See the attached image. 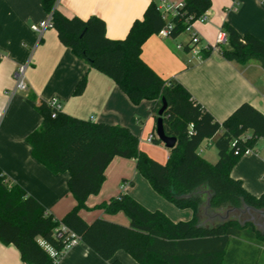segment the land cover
I'll use <instances>...</instances> for the list:
<instances>
[{
	"label": "trees",
	"instance_id": "trees-1",
	"mask_svg": "<svg viewBox=\"0 0 264 264\" xmlns=\"http://www.w3.org/2000/svg\"><path fill=\"white\" fill-rule=\"evenodd\" d=\"M51 15V27L62 45L79 59L111 80L138 104L153 101L152 115L157 119L161 99L166 102L162 128L167 137L176 138L164 164L139 149V142L127 128L93 123L69 117L61 112L52 118L53 109L40 102L34 110L41 116L38 129L25 142L32 158L52 174L67 173L68 189L76 205L61 220L17 184H10L0 171V242L13 245L23 264H54L62 254L50 257L45 246L61 253L70 237L91 249L109 264H123L114 256L123 251L139 264H263V230L249 220H219L201 224L200 211H224L264 208V195L248 193L240 180L230 176L239 158L264 141V115L248 103H242L222 122H217L189 92L174 80L164 81L141 60L142 44L171 24L167 37L175 38L210 6V0H184L177 13L165 20L150 1L141 20H135L124 39L110 40L105 23L97 17L66 18L56 9L57 0H40ZM264 5V0H261ZM227 47L218 53L227 62H256L264 70V43L251 34H240L222 24ZM184 49L190 50L189 44ZM212 51L207 46L203 57ZM85 78L77 83L80 94ZM218 135L212 145L217 160L209 163L197 154L204 140ZM155 144H161L151 138ZM114 157L132 159L135 170L151 189L177 209H189L192 218L172 222L162 212L148 211L126 193L97 206L106 214L124 212L128 227L104 219L86 223L79 216L85 201L97 193L104 171ZM129 185H133L129 181ZM207 196L205 202L204 197Z\"/></svg>",
	"mask_w": 264,
	"mask_h": 264
},
{
	"label": "crops",
	"instance_id": "crops-1",
	"mask_svg": "<svg viewBox=\"0 0 264 264\" xmlns=\"http://www.w3.org/2000/svg\"><path fill=\"white\" fill-rule=\"evenodd\" d=\"M150 1L158 0H57L56 9L66 18L97 17L105 23V35L121 40L131 24L141 20ZM181 4L184 0H168ZM204 20L190 25L199 42L194 56L184 49L189 34L175 38L160 33L150 36L141 47V60L164 81L174 80L184 87L217 122L226 119L236 107L248 103L264 115V70L256 62H227L218 49L203 57L207 46L216 43L222 24L240 34H251L264 43V5L261 0H210ZM47 13L40 0H0V171L10 184H17L37 200L55 219L61 220L76 201L68 189V174H52L31 156L25 138L39 128L41 116L34 110L40 102L56 99L61 113L69 117L117 125L127 128L139 142V149L158 163L164 164L168 150L163 144L148 141L156 138L153 101L132 103L113 80L90 68L69 48L60 43L56 31L47 28L41 35L30 26L45 20ZM228 45L224 46L227 47ZM26 64V90H15L14 72ZM85 78L83 91L75 95L79 80ZM218 135L204 140L197 154L209 163L217 160L212 145ZM256 153L242 155L230 171L243 188L255 197L264 195V141ZM129 181L133 185H129ZM126 193L148 211L158 210L172 222L192 218L189 209H177L158 196L135 170V161L114 157L104 171L100 190L88 196L85 208L79 211L86 223L95 219L128 227L124 212L106 214L97 206ZM205 202L207 196L204 197ZM222 213L200 211L201 218L215 219ZM262 249L264 250V244ZM115 259L123 264H139L123 251ZM0 264H23L13 245L0 242ZM56 264H109L78 240L62 254Z\"/></svg>",
	"mask_w": 264,
	"mask_h": 264
},
{
	"label": "built area",
	"instance_id": "built-area-1",
	"mask_svg": "<svg viewBox=\"0 0 264 264\" xmlns=\"http://www.w3.org/2000/svg\"><path fill=\"white\" fill-rule=\"evenodd\" d=\"M182 7V3L181 4H174L169 2L168 0H158L157 1V9L159 10V12L162 14L163 18L165 20H168V18L170 16H173L177 13V10L180 9ZM200 20H204V16L200 17ZM47 28H52L51 27V15L47 14V17L45 18V20H42L36 24H32L30 26V29L32 32L37 33L39 35H41L43 33V31ZM171 29V24L168 23L166 28L162 29L159 33L162 36H167L168 30ZM185 32H187L189 34V46L191 47L190 51L194 56H198L200 54V51L196 49V46L199 42L197 36L191 32L190 30V25L185 29ZM227 45L226 42V36L225 33L220 30L217 33L216 36V43L215 46L212 49H218L220 47H224ZM25 70H26V64H20L17 66L13 76H14V80H15V90H19V91H25L26 90V84H25ZM49 106H51V108L53 109V112L51 114V117L54 118L56 113L61 112V108H60V104L56 99H51L48 103ZM148 141H151V137H149ZM247 153H252V152H245V154ZM78 240L73 236L70 235L68 242L64 248V250L61 253H57L54 252L50 247L45 246L46 251L49 253L50 257H57L60 254L65 253L67 250H69L70 248H72L73 246H75L77 244ZM57 262V261H56ZM56 262H54V264H56Z\"/></svg>",
	"mask_w": 264,
	"mask_h": 264
},
{
	"label": "water",
	"instance_id": "water-1",
	"mask_svg": "<svg viewBox=\"0 0 264 264\" xmlns=\"http://www.w3.org/2000/svg\"><path fill=\"white\" fill-rule=\"evenodd\" d=\"M165 108H166V102L164 99H161V107L157 112L155 136H156V139L159 140L166 149L170 150L175 146L176 138L167 137L163 132L162 115L165 111ZM229 210L234 211L235 209H229ZM236 211H238L242 214L250 213L253 215H258V216L264 217V208L259 210V209H254L251 207L244 206L242 209H237Z\"/></svg>",
	"mask_w": 264,
	"mask_h": 264
},
{
	"label": "rangeland",
	"instance_id": "rangeland-1",
	"mask_svg": "<svg viewBox=\"0 0 264 264\" xmlns=\"http://www.w3.org/2000/svg\"><path fill=\"white\" fill-rule=\"evenodd\" d=\"M245 215L236 211V210H234V211L224 210L215 219H212V220L209 219L208 220L207 218L202 217L201 221L208 224V223H215L216 221H219V220H228V219L232 218V219H237L238 222L242 223L244 221V219L247 218V216H245ZM256 227L259 230H263V228L260 227L259 225L258 226L256 225ZM261 261L264 264V256L262 257Z\"/></svg>",
	"mask_w": 264,
	"mask_h": 264
},
{
	"label": "flooded vegetation",
	"instance_id": "flooded-vegetation-1",
	"mask_svg": "<svg viewBox=\"0 0 264 264\" xmlns=\"http://www.w3.org/2000/svg\"><path fill=\"white\" fill-rule=\"evenodd\" d=\"M246 214V215H245ZM244 215L247 216L248 213H245ZM249 220H251L255 225H259L260 227H264V217L258 216V215H253L250 214V218Z\"/></svg>",
	"mask_w": 264,
	"mask_h": 264
}]
</instances>
